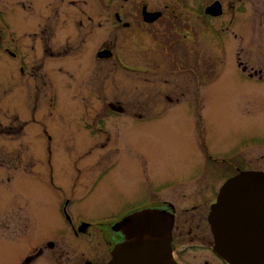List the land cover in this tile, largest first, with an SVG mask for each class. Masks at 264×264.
<instances>
[{
	"label": "rangeland",
	"instance_id": "374dc122",
	"mask_svg": "<svg viewBox=\"0 0 264 264\" xmlns=\"http://www.w3.org/2000/svg\"><path fill=\"white\" fill-rule=\"evenodd\" d=\"M22 1L23 53L34 56V40L38 56L40 46L52 48L53 89L38 79V124L2 139L0 264L50 237L68 252L60 264H78L84 241L64 220L61 200L71 201L74 222L102 223L163 199L181 206L178 185L219 186L243 155L259 157L264 170V73L238 66L264 70V0H230V21L215 20L197 37L188 22L145 27L133 19L118 28L108 0ZM104 45L114 56H96ZM20 103L23 110L28 96ZM26 211L38 222L30 230ZM98 238L92 246L106 252Z\"/></svg>",
	"mask_w": 264,
	"mask_h": 264
},
{
	"label": "flooded vegetation",
	"instance_id": "af4514ba",
	"mask_svg": "<svg viewBox=\"0 0 264 264\" xmlns=\"http://www.w3.org/2000/svg\"><path fill=\"white\" fill-rule=\"evenodd\" d=\"M62 1L65 2V0ZM106 2V8L108 6L110 9L109 20H114L115 26L118 28L127 29L131 27L133 19L145 27H152L166 21L170 23L169 25L175 24L176 27H181L188 22L192 35L197 37L200 33H211L215 20L227 23L230 21V0H108ZM216 2L220 4L219 8L210 10L209 8ZM23 4L22 0H0V88L2 89L0 95V155L2 154L3 138L18 140L25 137L32 126L38 124L36 106L38 79L51 91L53 89V78L50 72L52 69L50 67L53 56L52 48L48 44L44 47L40 46L41 50L38 56L37 48L39 45L34 40L32 45V51H35L34 56L23 53L21 21L19 12L16 11ZM31 5H33L32 2ZM177 5L181 7L178 8ZM215 10L218 13H214ZM145 13L159 14H157L156 19L147 21ZM87 17L89 21H95L92 15L89 14ZM100 20L99 25H102ZM45 30L50 32L46 25ZM31 37H36V32L31 33ZM105 48H109L113 52V48L107 45L99 50ZM42 52L44 57H42ZM238 66L242 73L250 76L264 73L262 68L257 71L248 67L245 61H239ZM22 94L25 97L28 96V103L23 110L20 103ZM52 100L53 94L51 92L49 115H52ZM49 129L50 126L47 122L44 133L50 140L51 132L49 133ZM5 149L7 153L4 154L9 155L12 149L8 150L6 147ZM243 156L245 164L239 165L237 163L234 171L219 186L202 179H195L190 184L178 185V198L179 201L182 200L181 206L170 199H163L161 201L163 206H146L166 208L174 214L172 254L177 264H229L214 250L215 243L209 215L212 205L217 201L221 187L229 178L242 170H260L259 157L254 155L253 162L246 155ZM51 181L55 185L54 179ZM60 205L63 218L71 225L73 234L76 238H82L84 241V244L78 248L81 258L76 259L77 263L107 264L112 257L115 244L123 238L121 232L113 229V225L129 213L120 219L102 223L82 218L74 222L68 211L69 206L72 205L71 201L61 200ZM27 215L30 225L28 229L30 230L38 222L34 211L27 212ZM94 234H97L98 239L106 244V252L102 253L103 249L97 250L93 247ZM58 240L59 237L40 239L33 246L25 249L24 257L14 261L15 264H60L68 252L64 250L63 246L57 247ZM56 248L58 249L57 253L54 252Z\"/></svg>",
	"mask_w": 264,
	"mask_h": 264
},
{
	"label": "water",
	"instance_id": "95a60500",
	"mask_svg": "<svg viewBox=\"0 0 264 264\" xmlns=\"http://www.w3.org/2000/svg\"><path fill=\"white\" fill-rule=\"evenodd\" d=\"M219 6L216 2L209 9ZM145 14V19L152 21L159 13ZM97 55L110 58L113 52L104 49ZM237 218L249 223L250 235L237 232ZM209 221L214 250L225 261L263 264L264 171L243 170L229 178L212 205ZM173 225L174 214L166 208L145 207L129 213L113 225L123 238L115 244L107 264H177L172 257Z\"/></svg>",
	"mask_w": 264,
	"mask_h": 264
},
{
	"label": "bare ground",
	"instance_id": "6f19581e",
	"mask_svg": "<svg viewBox=\"0 0 264 264\" xmlns=\"http://www.w3.org/2000/svg\"><path fill=\"white\" fill-rule=\"evenodd\" d=\"M235 229L238 233H243L245 235H250L252 233V228L249 226L247 221L239 220L237 218Z\"/></svg>",
	"mask_w": 264,
	"mask_h": 264
}]
</instances>
